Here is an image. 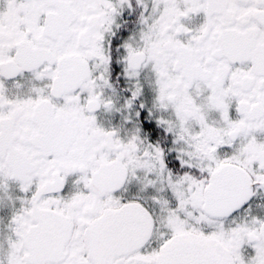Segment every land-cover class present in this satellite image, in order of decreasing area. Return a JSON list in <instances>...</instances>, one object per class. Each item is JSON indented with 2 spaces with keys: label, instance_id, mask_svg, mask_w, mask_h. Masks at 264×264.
<instances>
[{
  "label": "snow or ice",
  "instance_id": "snow-or-ice-1",
  "mask_svg": "<svg viewBox=\"0 0 264 264\" xmlns=\"http://www.w3.org/2000/svg\"><path fill=\"white\" fill-rule=\"evenodd\" d=\"M0 264H264V0H0Z\"/></svg>",
  "mask_w": 264,
  "mask_h": 264
}]
</instances>
